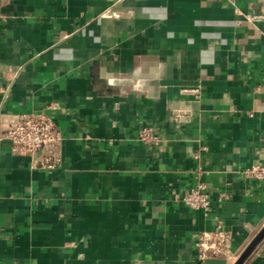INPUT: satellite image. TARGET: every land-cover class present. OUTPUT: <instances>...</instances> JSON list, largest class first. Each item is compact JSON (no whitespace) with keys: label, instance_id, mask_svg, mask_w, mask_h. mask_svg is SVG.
I'll return each mask as SVG.
<instances>
[{"label":"crops","instance_id":"obj_1","mask_svg":"<svg viewBox=\"0 0 264 264\" xmlns=\"http://www.w3.org/2000/svg\"><path fill=\"white\" fill-rule=\"evenodd\" d=\"M25 113L61 131L54 168L3 137ZM256 166L264 0H0V264H234L264 227ZM200 183L207 214L181 201ZM219 226L229 252L200 261Z\"/></svg>","mask_w":264,"mask_h":264},{"label":"built area","instance_id":"obj_2","mask_svg":"<svg viewBox=\"0 0 264 264\" xmlns=\"http://www.w3.org/2000/svg\"><path fill=\"white\" fill-rule=\"evenodd\" d=\"M3 137L12 143V152L22 156L48 155L44 159L48 168H54L58 161V153L62 147L63 137L54 120L45 113H25L9 116L3 121ZM141 141L157 143L159 138L155 132L142 129ZM248 174L264 181V167L256 166ZM181 201L190 209L207 214L210 210V199L204 184L188 191ZM198 258L204 262L210 257L226 255L230 250L231 234L223 226L214 232H203L196 240Z\"/></svg>","mask_w":264,"mask_h":264},{"label":"water","instance_id":"obj_3","mask_svg":"<svg viewBox=\"0 0 264 264\" xmlns=\"http://www.w3.org/2000/svg\"><path fill=\"white\" fill-rule=\"evenodd\" d=\"M264 239V227L258 233V235L251 241V243L247 246V248L243 251V253L238 257L234 264H244L245 261L249 258V256L254 252V250L258 247V245Z\"/></svg>","mask_w":264,"mask_h":264}]
</instances>
